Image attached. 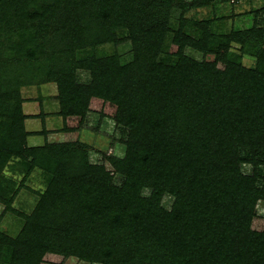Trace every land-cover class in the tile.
<instances>
[{
  "label": "trees",
  "instance_id": "1",
  "mask_svg": "<svg viewBox=\"0 0 264 264\" xmlns=\"http://www.w3.org/2000/svg\"><path fill=\"white\" fill-rule=\"evenodd\" d=\"M240 1L0 0V203L23 220L0 228V264H264V26L217 33L185 17ZM124 42L127 64L95 52ZM43 84L64 141L30 147L21 92ZM90 114L125 131L123 157L103 146L91 163ZM17 164L47 182L30 213L13 207L24 182L5 177Z\"/></svg>",
  "mask_w": 264,
  "mask_h": 264
},
{
  "label": "rangeland",
  "instance_id": "2",
  "mask_svg": "<svg viewBox=\"0 0 264 264\" xmlns=\"http://www.w3.org/2000/svg\"><path fill=\"white\" fill-rule=\"evenodd\" d=\"M258 12V15L256 14ZM179 12L174 11L173 17L177 18ZM185 17L189 20H210L213 21V30L217 33H229L232 30H244L253 26L255 18L258 23L264 26V0H244L236 3H215L212 6L204 8H193L189 10ZM112 53L117 51L121 62L127 64L133 60L132 46L129 42L118 44L116 47L105 46L104 48H98L95 52L98 54ZM186 53L200 60L202 55L197 51L190 48L186 49ZM247 66H252V61H245ZM77 77L81 83H89L91 81L90 73L84 70H78ZM23 99L24 112L29 116L25 121L26 129L29 132H38L39 134H32L28 137L27 144L30 147H43L47 144H57L64 141L61 128L63 125L62 118L58 115L59 105L56 99L57 87L55 84H43L39 86L25 87L21 92ZM106 123V124H105ZM88 124V125H87ZM87 130H83L79 133V137L82 141L87 142L90 148V160L91 163L101 164V153H98V149L105 146L106 155L114 157H123L125 154V146L121 142V139H125L126 133L122 128L114 127V122L99 119L95 114L89 115V122L87 123ZM105 127L104 134L107 136H115L112 142H108V137H104L92 130L97 128L98 130ZM46 132L45 134L43 132ZM100 146V147H99ZM105 165V164H104ZM15 166V167H14ZM8 168V173L5 177L11 178L15 187L20 186L24 182V186L19 191L13 207L30 213L34 208L38 200V192L43 191L46 187V180L44 179L41 170L35 169L31 174L26 175V169L17 164ZM106 168L109 171H113L110 162H107ZM124 178L115 174L114 181L120 185ZM263 183H259L262 186ZM148 189L144 190V195H149ZM174 198L170 195H166L163 198L162 204L165 208L171 209ZM257 212L264 216V202L259 201L256 205ZM5 205L0 203V215L3 219L0 223V228L11 234L15 235L23 220L6 211ZM5 212V213H4ZM63 264H97L88 263L78 260L77 258H68Z\"/></svg>",
  "mask_w": 264,
  "mask_h": 264
}]
</instances>
